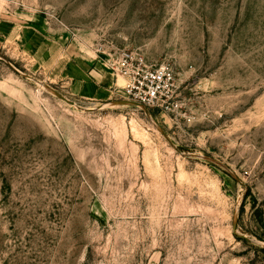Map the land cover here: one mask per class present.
I'll return each mask as SVG.
<instances>
[{
	"label": "rangeland",
	"instance_id": "rangeland-1",
	"mask_svg": "<svg viewBox=\"0 0 264 264\" xmlns=\"http://www.w3.org/2000/svg\"><path fill=\"white\" fill-rule=\"evenodd\" d=\"M107 43L172 65L192 122ZM0 264H264V0H0Z\"/></svg>",
	"mask_w": 264,
	"mask_h": 264
},
{
	"label": "built area",
	"instance_id": "built-area-1",
	"mask_svg": "<svg viewBox=\"0 0 264 264\" xmlns=\"http://www.w3.org/2000/svg\"><path fill=\"white\" fill-rule=\"evenodd\" d=\"M96 52L100 64L117 79L122 78L126 97L140 109L158 110L175 122L192 118L184 113L179 99L176 70L170 64H158L138 50L118 47L114 44H98Z\"/></svg>",
	"mask_w": 264,
	"mask_h": 264
},
{
	"label": "bare ground",
	"instance_id": "bare-ground-1",
	"mask_svg": "<svg viewBox=\"0 0 264 264\" xmlns=\"http://www.w3.org/2000/svg\"><path fill=\"white\" fill-rule=\"evenodd\" d=\"M123 85H124V84H123V82H122V88H121V89H123V88H124V86H125V85H124V86H123ZM165 116H167V115H165Z\"/></svg>",
	"mask_w": 264,
	"mask_h": 264
}]
</instances>
